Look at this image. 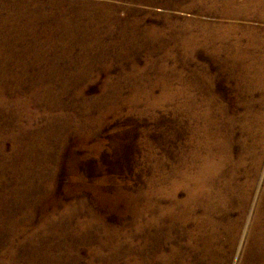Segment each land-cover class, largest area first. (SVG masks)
I'll return each instance as SVG.
<instances>
[{
    "label": "rangeland",
    "instance_id": "374dc122",
    "mask_svg": "<svg viewBox=\"0 0 264 264\" xmlns=\"http://www.w3.org/2000/svg\"><path fill=\"white\" fill-rule=\"evenodd\" d=\"M224 1L111 0L119 15L139 20L136 31L127 26L132 44L118 43L120 26L107 35L105 25L101 58L96 48L81 57L78 46L68 58L40 55L50 43L32 44V35L16 41L18 57L0 58V264H207L204 208L176 220L169 211L181 207L168 175L178 164L176 178L192 174L188 154L212 163L218 177L203 186L210 196L227 182L243 197L244 205L217 203L227 220L221 211L210 216L237 224L234 247L212 243L213 263L240 264L264 188V0H239L248 8L235 9ZM194 20L213 22L212 42L179 39L198 32ZM152 27L159 38L146 41ZM0 48L3 57L12 51ZM19 98L27 102L21 120ZM210 196L198 198L207 204Z\"/></svg>",
    "mask_w": 264,
    "mask_h": 264
},
{
    "label": "bare ground",
    "instance_id": "6f19581e",
    "mask_svg": "<svg viewBox=\"0 0 264 264\" xmlns=\"http://www.w3.org/2000/svg\"><path fill=\"white\" fill-rule=\"evenodd\" d=\"M132 1H134V0H132ZM144 1H149V0H144ZM222 1H224V0H222ZM225 1H227V0H225ZM228 1L231 3V5L234 4V6H233L234 9L236 7H238V8L239 7H242V8L243 7L244 8L247 7V5H246L247 2L246 3H242L241 2V4H238L239 3V0H228ZM235 2H236V4H235ZM194 6H195V2H193L192 5L189 6V8L192 9ZM224 6H226V5H224ZM120 8H121L120 6H116V5L112 4L111 3V0H0V47H1L2 43H4L5 45L10 46L12 48V51H9L10 54H8L6 57H3V54H2L1 48H0V58H8V57L9 58H13V57H16L17 55L15 53V50H14V47L13 46H15L16 41H23L26 38H28L29 35H32L33 36L34 42L32 44L38 45L40 43L42 37H45L46 40H47V42L50 43L47 48H41L40 55H46L48 53H51L54 57H58V58H68V57H71L72 56V50L75 47L78 46L82 50L81 51V54H80L81 57H88L90 54H92V50L94 48H96L98 50V55H97L98 57L97 58H101L104 55H106L105 48H104V44H105V40L106 39L104 38L105 37L104 35H101L102 26H105L106 25L108 27L109 34H107V35H112V32L116 29V27L120 26L119 27L120 28L119 29V32H120V37L121 38L118 40V43L119 44H123V45L124 44H128V43H131L132 44L135 41L136 37H137L136 36V32H133L132 35L130 36V35L127 34L126 30H127V26L129 25L130 27H132L136 31L137 28H138V26H139V20L138 19H129L126 16L119 15L118 14V10ZM4 9L9 10L8 14L5 15V16H3L2 13H1L2 10H4ZM128 11H132V10L128 9ZM228 12H229V10H228ZM194 21L196 22V25L198 26V30H197L198 32L195 33V34H193V33H186V35H184L182 38L180 37L179 39L180 40L182 39V41H184V44H186V45H189V44H197L202 39H204V42H207V43L212 42V40L214 39V38H212L214 34H212L209 31V28H211V26L213 25V22L212 21H210V22H203V21H200V20L199 21L198 20H194ZM38 23H41V25H40L41 28L40 29L37 28L38 27ZM8 25H10V28H8ZM216 28H215V30H216ZM10 29H13L15 31L14 32L15 35H14L13 41H11V39H10L11 38V33L9 31ZM212 32H213V30H212ZM218 34H219V32H218ZM145 36H146V41H151V40L156 41L159 38V32L154 27H152V28H149L146 31ZM200 43H201V41H200ZM55 44H62L60 51H57V47L55 46ZM29 48L30 47H25L24 48V52L22 54H20L19 57L20 58H27L25 55H27ZM25 65H26V63H25ZM49 67H51V69L54 68V66H51V65ZM233 68H235V67H233ZM243 71L245 72V70H243ZM254 72H255V70H254ZM253 78L255 79V77H253ZM41 96H43V95H41ZM36 98H37V100H40V97L38 95H36ZM17 102H18V107H19L18 114L21 111L23 113L25 111V109H27V105H26L27 102L24 101V99H22V98H19L17 100ZM0 103H3V102H0ZM184 105H186V104H184ZM220 108H222V107H220ZM210 111H212V110H210ZM198 115H200V114H198ZM19 116H20L19 119L21 120L22 114L19 115ZM211 118H213V117H211ZM203 119H206V118H203ZM248 119L250 121H255L256 118L255 117H252V118H247V120ZM225 121H228V120L226 119ZM234 121H236V120H234ZM228 123H229V121H228ZM188 124H190V123H188ZM211 124H210V126H211ZM251 124H252V122H249L248 123V125H251ZM191 128H192V126H191ZM226 128H228V126H226ZM217 131H219V130H217ZM220 132L223 133L222 131H220ZM194 133H195V131H194ZM221 133L220 134L218 133V134L221 135ZM230 136H231V134H230ZM197 138H199V137H197ZM229 138H231V137H229ZM253 139H255V138H253ZM204 140H205V138H204ZM220 141H221V139H220ZM203 142H205V141H203ZM229 142L230 141H228V143ZM190 143L191 142H189V144ZM258 143H259V141H258ZM221 144H222V142H221ZM190 149H192V148H189V150ZM206 149H208V148H206ZM250 149H251V147H250ZM203 150L204 149L202 148V151ZM229 150H230V148H229ZM202 151H200V152H202ZM220 151L221 150H219V152ZM245 151H247V150H245ZM189 152H191V151H189ZM200 154H202V153H200ZM204 155H206V154H204ZM220 155H222V154H220ZM224 155H225V153H224ZM185 156H183V157H185ZM225 156H224V158H225ZM242 156H243V154H242ZM198 158H200V163H198V161H199V160H197ZM211 158H212V156H211ZM216 158H215V161H216ZM226 158H227V156H226ZM187 159L191 163V171H192L191 173L193 175L192 174L191 175L187 174V176H185L186 178L184 180L181 179V178H176V175H177V172H178V169L177 168L179 167L178 166L179 164L176 167L173 166L174 168L171 170L170 174L168 175V177L170 178V181H171L170 182V186H172V189L170 190L169 193L171 194L172 198H174V201H175V203H173V205H174L175 208H177V206H180L181 207L180 208V211L181 212H175L176 209L174 211H172L171 208L169 209V211L174 212L173 215H174L175 220H176V218H180V214H181V216H183L185 218H187V217L190 218L191 217L190 215H193V214H196L197 213L196 212L197 207H203L204 208V211L202 212L203 215L202 216L199 215L201 217V220H200V222H198V220H197V222L200 223V229L199 230L202 232V236L201 237L207 243L208 246L206 247V251L208 252V254L211 257L210 260H208V261L206 260L207 261V264H214L212 259L216 256V254H215L214 251H212V248H211L212 247L211 246L212 243L213 242H216V241L222 242V240H223V242L225 241L226 243H228L229 248L234 247V245L236 243V240H237L236 239V231H235V230H237V224L235 222H233V221H230V220L229 221H222L221 222V218L220 219H216V220H211V217L210 216L211 215H214V212L215 211H219V212L221 211V216L222 217L223 216L226 217V220H227L228 218H230V211L224 209V206L222 208H220V205L221 204L219 205L217 203H222V204L225 205V207H227L226 205H228V203L231 204V207L234 206L235 204L244 205L243 197H241L242 195H240V194H235L236 193L235 187L228 185L230 183H227V182L223 185L224 186L223 187L224 189L222 191H220L219 193L217 192L218 195L213 194L212 196H210L211 193L210 192H206L205 191V187H203V186H204V183L207 182L208 180L212 181V183L215 182V178L218 177L217 174H216V172L214 170H212V166H211L212 163L208 160V157H201V156H199L197 154H188L187 155ZM233 159H234V157H233ZM255 159H256V157H255ZM241 160H242V158H241ZM181 163L184 166V164H185L184 159H181ZM221 165H223V164H221ZM188 168H190V167L188 166ZM236 171H237V169H236ZM181 177H184V176L181 175ZM253 180H255V179H253ZM235 183H236V181H235ZM166 184L168 185V183H166ZM193 184H194V186H193ZM210 184H211V182H210ZM217 184H219V183H217ZM221 184H223V183H221ZM231 185H233V184H231ZM209 187H210V185H209ZM238 187H240V186H238ZM196 188H199V189H196ZM166 190H169V189H166ZM182 190L185 191V193H186L185 194V198L182 197L183 199H179L178 198V193H179V191H182ZM211 190H213V189H211ZM241 191H242V189H241ZM14 193H15V191H14ZM202 194H206V195L210 196V198L213 199L212 202H209V203L205 204L200 199V197L198 198V196H200ZM249 194H251V193H249ZM237 196H239V198ZM245 197H244V200H246ZM260 197H261V199L259 198L260 199V203H259V206L260 207L258 208V210L256 212L255 219L253 218L254 221H253V224H252V229H251V232L248 235L247 243H246L245 249L243 250L240 264H264V188L262 190V195ZM238 208L241 209L240 207H238ZM245 214H246V212H245ZM186 221H187V219H186ZM194 224H196V223H194ZM209 225H210V228L212 230L210 233L208 231L209 230L208 229ZM221 226L225 230V233L222 234V235H220L221 233L218 232V228H220ZM180 227H181V225H180ZM223 228H222V230H223ZM189 231H190V229H189ZM11 233H12V235H16L17 234V229L11 230ZM220 249H221V253H222L221 255H222L223 260L227 259L224 256V254H225L224 247H221ZM168 256H170V255H168ZM204 257H205V255H204ZM205 258L207 259V257H205ZM170 263H171L170 257L166 258V264H170Z\"/></svg>",
    "mask_w": 264,
    "mask_h": 264
}]
</instances>
